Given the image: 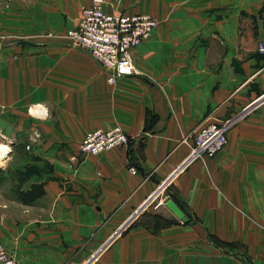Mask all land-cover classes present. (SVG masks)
<instances>
[{
    "label": "crops",
    "instance_id": "obj_1",
    "mask_svg": "<svg viewBox=\"0 0 264 264\" xmlns=\"http://www.w3.org/2000/svg\"><path fill=\"white\" fill-rule=\"evenodd\" d=\"M91 1L0 0V243L21 264H264V0H103L158 20L114 82L62 36ZM232 116L184 163L200 121ZM113 125L128 144L80 153Z\"/></svg>",
    "mask_w": 264,
    "mask_h": 264
},
{
    "label": "built area",
    "instance_id": "obj_2",
    "mask_svg": "<svg viewBox=\"0 0 264 264\" xmlns=\"http://www.w3.org/2000/svg\"><path fill=\"white\" fill-rule=\"evenodd\" d=\"M158 20L150 13H126L107 11L103 0H92L80 9L78 22L67 29L66 36L79 47L86 49L108 72V81L114 82L119 76L134 71L133 49L157 25ZM8 40V35L0 33V45ZM258 50L264 51V44L258 42ZM236 117L224 120L204 119L184 138L190 137V149L184 163L198 157L212 156L226 144L227 132ZM131 137L120 126L97 127L89 130L79 143L82 155L98 153L119 144H128ZM29 147V144H26ZM0 152L8 151L0 142ZM0 264H21L0 243Z\"/></svg>",
    "mask_w": 264,
    "mask_h": 264
},
{
    "label": "rangeland",
    "instance_id": "obj_3",
    "mask_svg": "<svg viewBox=\"0 0 264 264\" xmlns=\"http://www.w3.org/2000/svg\"><path fill=\"white\" fill-rule=\"evenodd\" d=\"M81 7H82V6H81ZM81 7H80V9H81ZM79 13H80V11H79ZM78 17H79V14H78ZM77 22H78V20H77ZM70 28H71V27H70ZM67 29H69V28H67ZM67 29L64 30V32L62 33V36H63V34H64V36H66V31H67ZM46 37H47V36H46ZM66 37H67V36H66ZM67 38H68V37H67ZM68 39H69V38H68ZM70 42H71V41H70ZM71 43H72V42H71ZM72 44H73V43H72ZM260 52H261V51H260ZM37 107H38V105L35 106L34 109H36ZM232 117H236L235 121L238 119V116H232ZM235 121H234V123H235ZM234 123H233V124H234ZM233 124H232V125H233ZM38 135H39V132L37 131V129L33 128V129H32V132H31V135H30V137L28 138V140H30V141L35 140L36 137H38ZM0 142L6 144L7 147H8V151L5 152V154H4V156H3V159H1V161H0V167H3V163H4L5 159L7 158V155L11 152V148H12L11 142H12V141H11V138H10L9 136H6L5 134L0 133ZM26 144H29L30 146L27 147ZM24 147H25L26 150L31 149V143H29V141L26 142V143L24 144ZM166 199H167V198H166ZM166 199H165V200H166Z\"/></svg>",
    "mask_w": 264,
    "mask_h": 264
},
{
    "label": "trees",
    "instance_id": "obj_4",
    "mask_svg": "<svg viewBox=\"0 0 264 264\" xmlns=\"http://www.w3.org/2000/svg\"><path fill=\"white\" fill-rule=\"evenodd\" d=\"M25 173V171H18V177L19 179L21 180L23 178V174ZM2 182V177L0 176V183ZM37 186H39L38 183H33L31 188L27 189V190H21V189H17V193H18V196H19V199L24 201V202H27V201H30L31 199L34 198V196L37 194V193H42V188L41 190L37 188ZM17 188H19L17 186Z\"/></svg>",
    "mask_w": 264,
    "mask_h": 264
},
{
    "label": "water",
    "instance_id": "obj_5",
    "mask_svg": "<svg viewBox=\"0 0 264 264\" xmlns=\"http://www.w3.org/2000/svg\"><path fill=\"white\" fill-rule=\"evenodd\" d=\"M166 205L179 217L186 219V215H184L183 210L178 206V204L171 198H167L165 200Z\"/></svg>",
    "mask_w": 264,
    "mask_h": 264
},
{
    "label": "bare ground",
    "instance_id": "obj_6",
    "mask_svg": "<svg viewBox=\"0 0 264 264\" xmlns=\"http://www.w3.org/2000/svg\"><path fill=\"white\" fill-rule=\"evenodd\" d=\"M1 159H3V152H0V161H1Z\"/></svg>",
    "mask_w": 264,
    "mask_h": 264
}]
</instances>
